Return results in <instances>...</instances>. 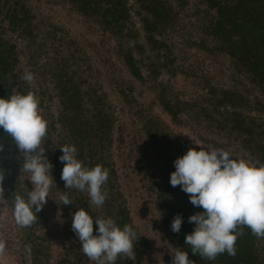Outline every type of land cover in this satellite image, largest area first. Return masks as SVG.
Returning <instances> with one entry per match:
<instances>
[{"label": "trees", "instance_id": "obj_1", "mask_svg": "<svg viewBox=\"0 0 264 264\" xmlns=\"http://www.w3.org/2000/svg\"><path fill=\"white\" fill-rule=\"evenodd\" d=\"M55 1L74 11V44L55 46V30L41 26L32 0H0V99L29 92L38 98L55 183L38 220L18 227L14 198L27 200L32 185L0 128V264H95L71 230L81 208L93 217L94 235L95 216L133 227L135 259L115 264H146L157 230L194 264H264V238L247 227L235 256H193L185 244L195 227L188 217L203 209L170 185L173 162L189 148L223 149L234 160L264 165V0ZM191 3L197 7L187 12ZM27 72L33 83L21 78ZM64 145L77 148L84 166L109 170L102 207L91 205L86 191L65 188ZM65 191L72 205H61ZM176 214L183 221L178 234L170 227Z\"/></svg>", "mask_w": 264, "mask_h": 264}, {"label": "clouds", "instance_id": "obj_2", "mask_svg": "<svg viewBox=\"0 0 264 264\" xmlns=\"http://www.w3.org/2000/svg\"><path fill=\"white\" fill-rule=\"evenodd\" d=\"M28 83L35 80L31 72L21 77ZM0 128L10 137L23 159V170L29 175L32 190L25 200L16 195L13 202L14 219L18 227H30L47 203L54 183L53 165L46 156L42 142L47 135L48 122L40 114L39 100L32 93L13 94L0 99ZM63 163L61 180L67 190L87 192L90 204L99 208L105 203L107 192L102 191L109 179V170L102 165L86 167L77 159V148L64 145L59 148ZM3 144L0 143V151ZM175 171L170 174V185L179 186L188 194L194 207L203 209L188 217L195 227L185 236V244L193 256L215 260L218 255H236V241L243 235V227L257 238H264V165L256 167L244 159L234 160L228 151L218 148H189L175 159ZM4 173L0 170V201L4 199ZM61 205H72L67 191L60 195ZM139 219V218H138ZM182 217L176 214L171 231L179 233ZM93 217L84 209L72 214L71 230L80 241L81 252L95 264H115L118 258L135 259L134 242L137 234L133 227L117 225L111 217ZM6 242L0 239V256ZM171 264H194L188 252L179 248L172 255Z\"/></svg>", "mask_w": 264, "mask_h": 264}, {"label": "rangeland", "instance_id": "obj_3", "mask_svg": "<svg viewBox=\"0 0 264 264\" xmlns=\"http://www.w3.org/2000/svg\"><path fill=\"white\" fill-rule=\"evenodd\" d=\"M38 10L41 26L44 29L55 30L52 32L53 43L58 47L64 46L68 39H73L74 44V27L77 25V18L74 17V11L67 5L56 2L55 0H32ZM187 12H192L196 9L197 4L191 3ZM56 33V34H55ZM60 39H64L60 40ZM70 43V44H71ZM62 44V45H61ZM46 58L40 56L38 64H44ZM27 58H22V65L26 71L32 69L31 63ZM37 65H34V69ZM177 250L174 242L163 231H154L150 235V248L147 255L146 264H171L172 255Z\"/></svg>", "mask_w": 264, "mask_h": 264}]
</instances>
